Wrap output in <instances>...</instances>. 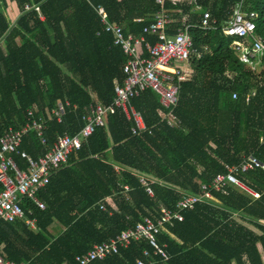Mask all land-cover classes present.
<instances>
[{"label":"trees","instance_id":"trees-1","mask_svg":"<svg viewBox=\"0 0 264 264\" xmlns=\"http://www.w3.org/2000/svg\"><path fill=\"white\" fill-rule=\"evenodd\" d=\"M12 1L23 14L12 25L7 15L9 2L0 0V139L10 127L20 129L32 123L31 108L43 112L66 98L71 102L61 122H48V146L41 145L35 132L26 137L21 151L37 159L58 136L81 132L86 125L85 109L94 102L92 92L100 103L112 102L116 82L125 78L127 56L114 44L113 34L103 30L101 16L87 0ZM201 1L206 9L190 20L201 56L191 61L192 77L180 82L174 109L181 126L163 121L162 113L168 110L153 89L133 97L132 105L146 128L134 134L136 122L121 109L110 115L107 127H99L52 176L40 194L46 209L25 199L23 206L29 216L38 218L40 231L21 220H0L5 256L16 264L74 262L95 243L135 228L151 213L159 215L163 207L174 209L180 192L198 193L201 183L227 172V164H240L250 155L264 163V62L253 70L240 61L232 48L234 38L223 32L236 12L237 1ZM93 2L104 6L110 21L124 24L133 34L141 33L160 11L155 0ZM248 3V9L258 15L257 33L264 37V0ZM26 4L38 5L44 20L34 8L25 12ZM166 8L181 7L167 1ZM207 9L217 20L212 30L202 27ZM185 11L190 13V8ZM182 23H173L170 32ZM147 38L156 41V36ZM146 54L142 49L141 55ZM15 158L27 169L22 155ZM142 176L154 180L153 197L145 191ZM238 176L261 198L231 186L214 192L221 205L210 202L183 211L184 219L159 235L170 258L160 257L155 264H264V168ZM235 215L260 233L236 221ZM54 222L63 227L57 235L49 228ZM147 247L146 240L133 241L118 254L92 264H136Z\"/></svg>","mask_w":264,"mask_h":264},{"label":"built area","instance_id":"built-area-1","mask_svg":"<svg viewBox=\"0 0 264 264\" xmlns=\"http://www.w3.org/2000/svg\"><path fill=\"white\" fill-rule=\"evenodd\" d=\"M101 16L104 30L113 34L114 44L119 45L127 56L123 66L125 78L122 82H116L115 94L108 105L100 103L94 96L93 103L85 109V127L75 136H58L51 148L39 158H34L27 152H22L21 147L26 137L35 132L43 146H48L45 131L49 121L61 122L71 102L66 98L65 102H59L51 109H46L37 115L35 109L29 114L35 119L20 129L10 127L0 139V220L15 222L27 220L32 228H38V218L28 215L23 206L25 199L46 209V203L40 194L49 185L53 175L58 173L71 158V155L81 150L83 145L96 132L99 127H107L108 117L121 109L129 120H134L137 127L132 131L146 128L142 115L132 105V98L146 89H153L160 95L161 103L167 112L162 113L165 122L172 127H180L181 121L176 117L174 109L180 98V82L191 78L183 64L190 65L195 56H201V52L195 47V40L191 32L189 22L177 27L170 32L174 23L172 13L166 8L167 0H155L160 6L150 22L144 26L139 34L126 33L121 24L113 23L108 19L103 5H95L94 0H87ZM185 0H180L182 2ZM198 8H202L199 0H193ZM237 1V9L228 23L223 28L226 36L234 38L232 48L236 51L240 61L249 64L253 70H259L264 62V37L257 33L256 19L258 15L248 9L249 0ZM174 5L178 1L174 0ZM182 4V3H181ZM34 8L44 20L38 5H25V12ZM203 9V8H202ZM204 11V9H203ZM217 20L209 9L204 12L202 27L205 30L216 28ZM99 33V32H98ZM147 35L156 36V41L148 40ZM146 55L142 56L141 51ZM237 97V93H233ZM22 155L27 162V169H23L15 155ZM227 172L218 173L210 182L201 183L198 193L180 192V200L174 209L163 207L159 215L150 214L144 217L135 228L123 230L116 237L104 242L95 243L93 248L84 254L76 256L74 262L65 264H92L98 259H105L113 254H118L122 248L128 247L133 241L146 240L149 247L143 250V256L137 259L136 264H155L159 258H170L167 244H162L159 235L169 231L168 225H174L175 221H182V212L192 210L199 204H209L215 201L214 192H224L226 188L234 186L238 190L260 199L261 194L241 179V172L253 168L263 167L264 163L255 155H250L240 164H227ZM141 182L149 196L153 197L151 187L153 179L141 177ZM128 190V186H126ZM106 210L105 205L101 206ZM31 214L33 212L31 211ZM0 264H16L3 253V244L0 243ZM249 264V263H245Z\"/></svg>","mask_w":264,"mask_h":264},{"label":"crops","instance_id":"crops-1","mask_svg":"<svg viewBox=\"0 0 264 264\" xmlns=\"http://www.w3.org/2000/svg\"><path fill=\"white\" fill-rule=\"evenodd\" d=\"M167 1H169L170 3H171V5H173V6H179V7H181V8H179V9H175V12L174 13H172V17H173V19H174V23H177L178 21H182L183 23V25L185 24V23H187V22H189L190 23V20L192 19V16L193 15H197V14H202L203 13V9H206V6L202 3V1L201 0H199L200 1V4L202 5V8H198L195 4H194V1L193 0H185V1H182V2H179L180 0H177L178 1V5H174V4H172L173 3V1L174 0H167ZM167 1H166V3H167ZM8 7H7V9H9V8H11V13H12V15H10L11 17H9V15H8V17H9V20L12 22V25H16L17 24V22H18V20L20 19V17H21V15L23 14V9L20 7V5L17 3V2H15V1H12V0H8ZM182 3V4H181ZM156 4V3H155ZM249 4V3H248ZM186 7H189L190 8V13H185L186 11H185V8ZM208 8V7H207ZM170 11H172V9H170ZM20 13V14H19ZM178 15V16H175V15ZM109 19V18H108ZM152 19V18H151ZM150 19V20H151ZM138 21V20H137ZM112 22V21H111ZM113 23H116V22H113ZM118 24V23H117ZM103 25V24H102ZM121 25H123L124 26V28H125V25L124 24H121ZM103 30H104V26H103ZM125 31H126V33H131V34H133L132 32H129L127 29H125ZM99 32V33H98ZM97 32V34H100V32L101 31H98ZM107 32V31H106ZM114 38V37H113ZM116 45V44H115ZM119 46V45H118ZM183 67H185V70L188 72V73H190V75H191V77H192V72H193V69H192V65L190 64V65H186V64H183ZM190 79V78H189ZM188 80V79H187ZM114 89H115V87H114ZM114 92H115V90H114ZM92 95H93V99H94V96L95 97H98V95L96 94V93H94V92H92ZM98 99H99V97H98ZM65 101H66V99H65ZM64 101V102H65ZM57 103H59V102H57ZM57 103L53 106V107H55L56 105H57ZM52 107V108H53ZM51 109L50 107H46V109ZM32 109H35L36 111H37V115H40L41 113H43V112H39V110H38V108L37 107H34V108H31L30 110H32ZM30 110H29V112H30ZM23 152V151H22ZM216 199H215V203H216ZM43 209V208H42ZM33 212V211H32ZM37 218V217H36ZM236 218V217H235ZM23 223H26L27 224V226L30 228V229H32V230H35V231H40L41 229H40V225H39V220H38V228H36V229H34V228H32L31 226H29L28 225V223H27V220L26 219H24V220H21ZM236 221H238L237 219H236ZM239 222V221H238ZM242 223V222H241ZM245 224V223H244ZM246 225V224H245ZM252 225V224H251ZM255 227V226H254ZM50 228V230H51V232L53 233V234H55V235H57V234H59L60 232H61V229H63V227H62V225L60 224V223H58V222H54V223H52L51 224V226L49 227ZM256 228V227H255ZM257 229V228H256ZM255 231H257V230H255ZM257 232H259L260 233V230L258 229V231ZM261 249H262V247H261Z\"/></svg>","mask_w":264,"mask_h":264},{"label":"rangeland","instance_id":"rangeland-1","mask_svg":"<svg viewBox=\"0 0 264 264\" xmlns=\"http://www.w3.org/2000/svg\"><path fill=\"white\" fill-rule=\"evenodd\" d=\"M19 14H20V13H19ZM7 15H9V17H11V16H10V15H12V13H11V8L7 9ZM216 204L221 205L220 202H218V201H216ZM234 217H236V219H237L239 222L245 223V224L248 225L250 228H252V229L258 231V229H256L253 225H251V224H249V223H246L244 220H242L240 216L235 215ZM260 247H262V246L260 245Z\"/></svg>","mask_w":264,"mask_h":264}]
</instances>
